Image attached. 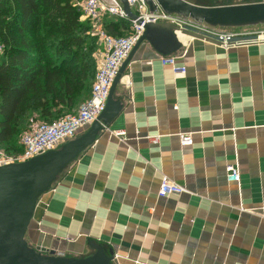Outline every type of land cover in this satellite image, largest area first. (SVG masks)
I'll use <instances>...</instances> for the list:
<instances>
[{
	"label": "crops",
	"instance_id": "obj_1",
	"mask_svg": "<svg viewBox=\"0 0 264 264\" xmlns=\"http://www.w3.org/2000/svg\"><path fill=\"white\" fill-rule=\"evenodd\" d=\"M172 55L184 74L138 46L112 94L119 112L37 199L31 248L69 259L112 250V264H264V43L188 37ZM235 161L239 185L226 182ZM163 175L189 193L158 198Z\"/></svg>",
	"mask_w": 264,
	"mask_h": 264
},
{
	"label": "trees",
	"instance_id": "obj_2",
	"mask_svg": "<svg viewBox=\"0 0 264 264\" xmlns=\"http://www.w3.org/2000/svg\"><path fill=\"white\" fill-rule=\"evenodd\" d=\"M75 1L0 0V148L8 153L20 151L17 139L31 123L74 113L90 95L97 41ZM129 25L104 21L114 37Z\"/></svg>",
	"mask_w": 264,
	"mask_h": 264
},
{
	"label": "water",
	"instance_id": "obj_3",
	"mask_svg": "<svg viewBox=\"0 0 264 264\" xmlns=\"http://www.w3.org/2000/svg\"><path fill=\"white\" fill-rule=\"evenodd\" d=\"M130 21L144 28V32L124 61L115 77L105 110L80 137L64 144L57 151H48L19 164L0 167V264H112L114 254L96 248L84 258H65L51 252L43 256L38 248H31L25 235L33 218L37 199L49 191L59 175L90 147L98 133L107 127L120 110L112 98L113 91L138 46L146 41L160 55L170 56L181 47L176 33L184 31L167 23H144L131 12L127 0H118ZM150 15L161 10L166 15L206 25L212 28L237 29L264 25V2L225 6H201L186 0H143ZM189 37L215 41L187 31Z\"/></svg>",
	"mask_w": 264,
	"mask_h": 264
},
{
	"label": "built area",
	"instance_id": "obj_4",
	"mask_svg": "<svg viewBox=\"0 0 264 264\" xmlns=\"http://www.w3.org/2000/svg\"><path fill=\"white\" fill-rule=\"evenodd\" d=\"M75 2L81 13V21L88 22L90 28L89 34L102 47V56L99 63H97L90 95L74 113L67 114L50 123H31L19 139L18 145L20 151L8 153L0 149V167L23 163L48 151H57L64 144L78 138V135L83 130L89 128L105 110L111 85L122 64L128 58L144 32L143 27L127 19L118 0H81ZM127 2L131 12L144 23L152 22L174 25L184 31L215 41L225 50L264 43V31L262 30H247L250 27H246L226 31L221 28L200 25L189 19L183 20L177 16H169L160 9L150 15L143 0H127ZM106 16L119 20H127L130 24L127 34L123 37L109 35L104 29L103 18ZM184 21L192 22L191 26L185 27L181 23ZM3 52L4 47L0 43V56ZM177 61L178 57L176 55L160 56V62L163 66L171 67L175 74H184L185 71L177 66ZM173 107L177 109V106ZM138 131L137 133H139ZM114 134L120 137L121 140L126 139V135L122 131H115ZM178 137L182 147L193 144L191 133H181ZM146 139L157 143L158 136H147ZM225 173L228 184L235 183L239 185L240 173L236 161L233 164L226 165ZM50 192H53L52 187L46 193ZM183 193L189 192L167 176L163 175L161 177L157 190L158 198H167L171 195ZM38 250L41 251L40 249Z\"/></svg>",
	"mask_w": 264,
	"mask_h": 264
},
{
	"label": "rangeland",
	"instance_id": "obj_5",
	"mask_svg": "<svg viewBox=\"0 0 264 264\" xmlns=\"http://www.w3.org/2000/svg\"><path fill=\"white\" fill-rule=\"evenodd\" d=\"M190 3L201 5V6H225V5H235V4H246V3H256V2H264V0H186ZM185 27H190L192 22L184 21L181 22ZM180 23V24H181ZM252 28V27H250ZM247 30H262L264 31V25L256 26L252 29ZM226 31H233L232 29H223ZM100 50V47L97 45V51ZM24 132V130L21 132V134ZM21 134L19 135L17 139V143H19V139L21 137ZM2 150V148H0Z\"/></svg>",
	"mask_w": 264,
	"mask_h": 264
},
{
	"label": "bare ground",
	"instance_id": "obj_6",
	"mask_svg": "<svg viewBox=\"0 0 264 264\" xmlns=\"http://www.w3.org/2000/svg\"><path fill=\"white\" fill-rule=\"evenodd\" d=\"M177 36L184 42L189 36L184 31L177 32Z\"/></svg>",
	"mask_w": 264,
	"mask_h": 264
}]
</instances>
